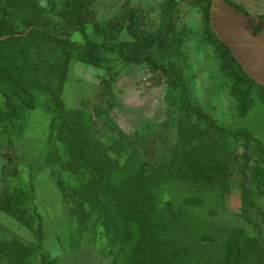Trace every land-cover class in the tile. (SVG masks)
<instances>
[{"label":"rangeland","instance_id":"374dc122","mask_svg":"<svg viewBox=\"0 0 264 264\" xmlns=\"http://www.w3.org/2000/svg\"><path fill=\"white\" fill-rule=\"evenodd\" d=\"M88 1L104 29L121 26L116 39L87 23L66 61L61 41L37 35L19 76L0 79V264H139L143 240L152 264H264V90L223 73L202 2L177 0L164 41L142 45L126 19L154 34L168 0ZM73 3L2 0L0 31L36 22L65 33ZM100 44L112 50L90 48ZM184 96L246 134L215 132ZM58 175L78 191L75 213Z\"/></svg>","mask_w":264,"mask_h":264},{"label":"trees","instance_id":"16d2710c","mask_svg":"<svg viewBox=\"0 0 264 264\" xmlns=\"http://www.w3.org/2000/svg\"><path fill=\"white\" fill-rule=\"evenodd\" d=\"M200 1L203 3L202 8V33L204 39L211 44L214 48L216 54L218 55L221 62V69L223 73L229 77L232 81L237 84L247 85V86H256L257 88L264 90V85L256 83L252 78H250L242 69L239 62L235 59L233 54L231 53L228 45L224 44L215 34L210 25V6L212 0H193ZM227 5L231 6L237 13L242 14L248 21H258L257 24L253 27L252 33L257 34L261 28L264 21V14L259 16L250 15L241 5H238L231 0H222ZM2 0H0V3ZM177 0H168L167 7L164 11L163 20L161 22L160 28L154 34H147L142 32L136 22V19L133 15H129L126 19V29L127 33L131 36V38L135 41V43L146 45L152 43H161L166 38L169 27L173 18V14L175 8L177 6ZM73 12L74 17L72 19L71 25L69 29L65 33L56 32L54 29L41 25L36 22L28 23L26 29H22L19 31L12 32H3L0 31V79L9 82V80H13L16 75L19 76L20 68H21V60L23 59L22 45L24 43L29 42L32 37L42 36L46 38L56 39L63 43V51L65 55V60H69V37L73 32L84 33V25L90 23L93 25L94 32L104 39H116L121 31V26L115 28L104 29L89 13V1L88 0H74L73 3ZM92 49L101 50L108 49L112 50L110 47H107L103 44L100 45H92L90 46ZM121 59L132 62V63H143L146 62L152 66L161 68V65L156 61L151 59L150 57H140L135 55H125L123 53H118ZM56 103L58 105V109L61 112V117H64V112L62 105L59 99L56 97ZM183 104L186 109L190 111H196L206 122L207 126L213 129L215 132L221 135H232V136H243L246 132L242 130L229 131L223 127L218 126L215 121L205 112L200 109H196L193 107L189 100L184 96ZM70 133L72 135V145L76 150L81 162L84 166L90 167L88 159L86 157L85 151L82 147V144L79 143L77 134L74 130L70 129ZM247 136V135H246ZM260 150L264 152V146L257 143ZM185 162V160H183ZM187 162V161H186ZM182 163H180V166ZM56 186L58 187L62 197L71 205L72 212L75 213L76 208H78L79 200H78V191L73 189L72 186L68 184V181L63 177L58 175L55 180ZM135 213L136 211L133 210ZM137 214V213H135ZM141 221L142 218L140 215L137 216ZM144 226V225H143ZM37 230L40 229V217L37 214ZM144 228V227H143ZM141 250L138 257L139 264H152L151 257L149 252V247L147 242L143 240L141 244Z\"/></svg>","mask_w":264,"mask_h":264},{"label":"crops","instance_id":"0c3cea01","mask_svg":"<svg viewBox=\"0 0 264 264\" xmlns=\"http://www.w3.org/2000/svg\"><path fill=\"white\" fill-rule=\"evenodd\" d=\"M250 15L264 14V0H231ZM256 21H248L222 0H212L210 25L217 37L231 50L244 72L256 83L264 85V21L261 30L253 34Z\"/></svg>","mask_w":264,"mask_h":264}]
</instances>
